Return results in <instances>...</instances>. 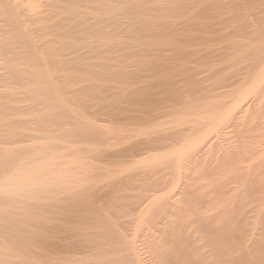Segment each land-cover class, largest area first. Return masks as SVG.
I'll use <instances>...</instances> for the list:
<instances>
[{"label": "rangeland", "instance_id": "obj_1", "mask_svg": "<svg viewBox=\"0 0 264 264\" xmlns=\"http://www.w3.org/2000/svg\"><path fill=\"white\" fill-rule=\"evenodd\" d=\"M0 1V29H2L0 37L3 36L0 39L4 41L0 40V78L2 77V82H0V183L17 173L19 169L53 156H60L63 161H70L74 158L76 161V158L81 160L85 158L86 162L83 160L84 163H93L99 167H104L107 164L109 169L106 168V170H110L109 172L127 167L130 168L126 169L127 173L129 170V173H141L143 170L146 172L148 170L173 169L177 164L178 152H174L173 155L170 153L172 157L176 156L174 158L165 155L166 151L159 152L156 155L157 160L147 161V163L142 161L138 164L134 163V159L131 157L122 160L116 158L115 162L114 158L124 150L123 148H131L136 140L146 139L151 135L158 136L160 133L162 135L176 132V130L196 124V130L193 129V132H190L194 138L195 134L197 135L206 125L204 121L197 122V120L204 114L206 116L219 111L221 103L229 100L230 97L234 98L252 80L254 72L260 69V63L264 60V0H57L60 2L59 4H56V0H54V4L59 7L62 2H67L63 4L64 7L59 10L60 12L51 7L52 14H54L53 12L55 14H50L51 17L58 15V19L52 21L54 24H57L61 19H67L65 25L61 20L60 22L63 24L57 27L59 29L63 25L66 26L65 28L68 30L66 29L65 33L55 27L49 29L43 24L34 22L30 17L32 24H29L31 23L29 20V23H26L28 15L23 10L24 8L18 7L22 9L21 12L18 9V12V10L15 11L16 6L11 4V2L14 3L12 0ZM43 1L49 2V0ZM70 2L73 8H70L71 5H67ZM44 8L49 10L50 7L45 6ZM64 9H68L67 12ZM48 10L45 11L48 12ZM46 12L45 14H48ZM18 13H21L23 17ZM59 13L65 18L59 17ZM50 16L47 17L51 18ZM42 25L45 29L41 28ZM36 28H40L38 29L40 33L36 32ZM43 29L44 31H42ZM61 32L63 34H60ZM66 32L70 34L67 35ZM39 34L40 36L37 37ZM40 45H43L44 50L40 48ZM52 57L54 58L53 62L51 61ZM59 62L60 64H57ZM56 65L60 66L56 68ZM11 66L13 67L11 68ZM237 80L244 83L241 82L238 86L232 87L235 89L227 90H233V93L228 92L227 98H224L225 94L223 93L222 96L219 93L222 89V87L219 89V86L223 85L224 87L226 83L228 86ZM201 85L203 88H200ZM212 95L214 97H211ZM218 96H222L220 97L222 100ZM162 98L163 100L168 99L167 102L162 101ZM138 100L145 104L140 101L136 105ZM154 101L155 103H152ZM161 101L171 104L175 101L174 103L180 109L171 106L174 110L173 113L171 108L169 110L171 117L162 115L149 120L145 113L152 111L151 109L158 105L160 107ZM213 102L217 104L218 108L215 105L214 109ZM140 103L146 106L142 108ZM170 103L168 105H171ZM136 107H140L141 110ZM134 110L140 112L136 113ZM183 110H185L184 113ZM128 111H131L130 114H127ZM141 112L145 114L143 117H141ZM200 112L202 113L200 114ZM135 116L141 118L135 122L137 120ZM229 129L232 128L228 126L224 134L230 133L227 131ZM234 131L232 130V132ZM228 133L227 137L224 134L222 135L224 138L220 137V141L225 137L229 139L222 142L224 148L230 147L228 145L231 144L234 145L238 137L236 131L231 134L233 138L230 134L228 136ZM127 137L131 141L126 142ZM217 143L219 144V140ZM129 144L131 145L129 146ZM124 160L126 162L130 160L133 163L130 164L129 161V165L124 167V164L127 165V163H123ZM235 171H237L236 174L216 175L219 177L217 179L216 176L213 177V181L216 182H209L217 193L220 192L218 194L215 192L219 197H217L218 205L221 204L225 207L220 205L219 209L228 212L230 220L229 216H233V225H231L232 228H235L233 230L234 238L237 241L245 239L243 240L244 250L245 248L248 250V247L251 248L249 251L242 249L239 251L240 253L235 252L232 264H240L239 260L243 259L241 257H245L248 264H264V211H262L264 202L260 201V198L263 197L259 193L258 196H253L254 189L246 188L247 186L240 184L242 176L246 174L245 171L240 169ZM209 173L204 172L203 175H206L203 178L207 177ZM221 175L222 177H220ZM230 176H233L232 183L235 181L234 184H230L232 180ZM207 178L209 179V176ZM202 182V184L208 183L204 180ZM220 187L222 188L220 189ZM231 189L233 191L229 192ZM227 190L229 194H226ZM83 194H87L84 196L87 205L82 201L83 204H80L82 206L76 207L74 212L71 211L73 214L67 210L59 211L58 208L57 211L52 203L46 204L48 206L41 204L37 194H32L31 199L22 198L20 200L0 194V251L22 255L25 260H28L26 264H38L39 261L40 264L41 262L42 264L44 262V264L52 263L53 257H55V252H53L55 249L52 246L54 244L52 240L55 241V227L60 222H57L58 219H64L65 222H71L68 226L75 230H70L75 241L72 238V240H68L70 243H77L78 247L74 244L75 249L77 248L75 251L79 252L78 248L81 246L86 247L89 252L88 255H85L86 257L84 256L83 262L79 261L80 255L74 256L78 255L77 253L70 257L66 254L64 261L65 259L66 262L71 261V264H95L98 257H104L105 259L110 258L109 264L112 263L113 254L119 252L120 249L119 245L114 244L118 238L112 228L109 231V223L104 224V222L100 226L98 225L99 223L96 221L100 217H97L99 214L90 197L91 193L86 189L81 192V195ZM79 198V201L83 200ZM81 198L83 197L81 196ZM242 210L246 211L247 216ZM257 210L259 211L257 212ZM66 211L67 213H65ZM251 213L253 216L250 215ZM259 215L260 217H258ZM237 216L238 219H236ZM250 216L251 218H249ZM245 217H248V220ZM234 224L237 225L234 226ZM51 227L54 229L52 228V230ZM260 232L263 234L260 235ZM107 233L108 235H106ZM68 234L65 232V235ZM98 234L103 236L98 237ZM241 236L245 237L242 239ZM109 244L113 247L110 248ZM102 245L104 246L102 247ZM241 253L243 254L241 255ZM106 254H109L108 257ZM89 258H91L90 262ZM121 260L122 258H118L117 263L125 264L124 260ZM106 261L108 262V259Z\"/></svg>", "mask_w": 264, "mask_h": 264}, {"label": "bare ground", "instance_id": "obj_2", "mask_svg": "<svg viewBox=\"0 0 264 264\" xmlns=\"http://www.w3.org/2000/svg\"><path fill=\"white\" fill-rule=\"evenodd\" d=\"M12 1L15 4L12 2H11V4L16 6L15 11H17L19 9L21 12L22 9H20V8H24L23 10H25V13L28 15V19H26L27 22L25 21L26 23L31 22L29 24H32V21H30L32 19L34 22L39 23V24H43L45 27H47L49 29L54 28V27L57 28V27L61 26L63 24L60 22L61 20L64 22V25L66 23L67 19L63 15L60 16V13H59V17H64L65 19H61L58 22L59 24L58 23L57 24L52 23V21H54L55 19H58V15L51 17L50 14L51 15L55 14V12H53L54 14H52V10H51L52 8L51 7L55 8L59 11L60 9H62L64 7L63 4L64 3L66 4L67 2L61 1L62 4H60V7H59L58 5L56 6V4L60 3L57 0H56V4H54L55 3L54 0L53 1L49 0V2L51 1L52 3L51 2L49 3L47 1L44 2L43 0H12ZM70 1H72V0H70ZM72 3L74 4V2H72ZM67 5H71L70 8H73V5L71 4V2H70V4H67ZM67 5H66V8H67ZM45 6L50 7L49 10H48V8L45 9L44 8ZM18 7H20V8H18ZM19 10H18V12H19ZM43 10L44 11L48 10V12L45 11L48 14H45V12ZM67 10H65V11L67 12ZM4 12H6V11H4ZM18 14L22 15L21 13H18ZM18 14H17V16H19ZM3 15H4V13H3ZM48 15L51 18L47 17ZM22 17H23V15H22ZM10 20H12V19H10ZM28 20H29V22H28ZM20 21H21V19H20ZM1 23H4V22H1ZM8 23H9V20H8ZM11 26H13V25H11ZM39 26H41V25H39ZM44 26L41 28L45 29ZM37 27H38V25H37ZM62 27H60L59 29L64 32L67 28H65L66 26H64L65 29L63 28L64 29L63 30V29H61ZM25 29H27V28H25ZM38 29H40V28H38ZM38 29L36 28V30H37L36 32H39ZM44 29L42 31H44ZM0 30H2V29H0ZM58 30L55 29V31H57V32H58ZM67 32H70V31H67ZM67 32H66V34H67ZM60 34H63V33L61 32ZM66 34H64L65 37H66ZM68 34H70V33H68ZM38 36H40V34L37 35V37ZM2 37L3 36H1L0 38H2ZM0 40H2V42H4L3 39H0ZM40 46H41L40 48L43 47V45H40ZM262 48H263V46H262ZM42 49L44 50V48H42ZM45 49H47V48H45ZM49 51H50V49H49ZM55 51H57V50H55ZM55 51H52V52H55ZM231 51H234V50H231ZM255 51H257V50H255ZM262 51H263V49H262ZM263 53H264V51H263ZM49 54H50V52H49ZM224 54H222V55H224ZM2 55H4V54H2ZM225 55H227V54H225ZM53 57H52V59L50 58L52 62L54 59ZM252 58H254V57H252ZM259 58H260V56H259ZM57 62H58V60H57ZM57 64H60V62ZM13 66H11V68ZM58 66H60V65H58ZM58 66L56 65L55 67L57 68ZM260 66H259L260 69L258 68L259 70L254 72V76L252 77V80L249 79L250 82L247 83L248 85H245L246 87H244L240 92H238V94L236 96L234 95L235 96L234 98H231V97L229 98V95H232V94L228 95L229 100L230 99L231 100L230 101L227 100V101H224L223 103H221L219 105L221 107V109L219 108L220 109L219 111H215V112H213V114H210L208 111L209 115L205 116V114H204L205 117L203 116L202 118L197 120V122L198 121H201V122L204 121V123H206V125H205V127H203L200 130V132L197 135L195 134L194 138L191 136L190 132L191 131L193 132V129H195L196 124H193L194 126L191 125L190 127L181 128L178 131L176 130V132L174 131L172 133H165L162 135H161V133H160V135L157 133L158 136H152L151 135V137L148 135L149 138H146V139L141 138L140 140H136L135 144H133L131 146V148L129 147V149H128V147L126 146L127 149L123 148L124 149V150L122 149L123 151L119 150L120 151L119 154L117 156H115V158H114L115 159L114 162H115L116 158H118V159L121 158L120 160H122L124 158L131 157L132 159H134V163L138 164V163H142V161L143 162L146 161V163H147V161H153L154 159H156V157H157L156 155L159 154V152H163V151L165 152L166 151V154L165 153L164 154L169 156V157L171 155H173L174 152H178L177 158H176L177 164H176L175 168H173V169L165 171V169H164L165 167H164L163 168L164 171L162 169H161L162 171L161 170L157 171L153 168L155 171H153V170L149 171L148 170V171L144 172V170H143V172L141 171V173H138V172L137 173H134V172L129 173L130 172V170H129V172L127 173L126 169L129 168V167H127L126 169L125 168H117V169L114 168L115 169L114 172H109L110 170H106V168H108L106 166L107 164L104 165V167H99V166H97L91 162H89V163H91L92 165L88 164V162H87V164L84 163L85 158L82 160L76 158V161L74 160L75 158L73 160L70 159V161L69 160L63 161L62 160L63 158H60V156H53V157H50L46 160H41V161L39 160L38 162H35L31 166H28L26 168L19 169V171H17V173H15L14 175H12L9 178H7L6 180H4V182L0 183V194L6 195L8 197H14L17 200H20L22 198L31 199L32 194H37L38 198L41 201L40 202L41 204L46 205V204L52 203V205H54V207L56 208L57 211H58V209H59V211L60 210H67L68 212L70 211V213H72V212H74L73 210L76 207L82 206L80 204H83L82 201H84V196L87 194L81 195V192L85 191L87 189L91 193L90 197L92 198L95 209L97 210V212L99 214V215L97 214L98 215L97 217L98 218L100 217V219H101V220L100 219L97 220L96 222L99 223L98 224L99 226H100V224H102L104 222H105L104 224L109 223V225H110L109 231H111V228H112L113 233L118 238V241H116L117 243L115 242L114 244L119 245L120 249L118 250L119 252H116L113 254V256H112L113 261L110 264L117 263L118 258H122V260H124L123 262L125 264H232L234 261V256H235L234 253L235 252L240 253L239 251L243 249V246H244L243 240H245L243 238L245 236L244 237H242L243 235L241 236L243 239L242 241H241L239 235H238V237L240 240L237 241V239L234 238V236H233L234 231L233 230L235 228H232L233 227L232 226L233 225V222H232L233 216H229V217H231V220H230V218H228V212L226 213V212H223L222 210L219 209V206L221 205V204L218 205L219 204L218 203L219 197L216 195V193H217L216 189L214 190V187H212V185L209 184V182H216V181H213V179H214L213 177L216 175L218 176V175L224 174V173H227V174L228 173H231V174L235 173L236 174L237 171H235V170L240 169L242 171H245V173H246V174H244L245 176L243 174H241V175H243L242 176L243 178H241V176L239 174V176L241 178L240 184H242V186H244V185L247 186L246 188L249 187V188H252V190L254 189L257 193L255 194V191H253L254 192L253 196L256 197V195L259 193L260 195H262L261 197H263V198H260V201L264 202L263 201L264 200V60L261 61ZM246 70H244V71H246ZM142 72H144V71H142ZM239 73H241V72H239ZM1 78H0V80H1ZM230 78H231V76H230ZM242 79H244V78H242ZM54 80H56V79H54ZM0 82H2V80ZM241 82H243V81L237 80L236 82H232L231 84H228V86L226 83V85L224 86L225 88L223 87V85H221V83H219L221 85V86H219V89H220V87H222V89H223V90L220 89L219 93L222 96L224 93L225 94L224 98H225L227 96L228 92L231 93L233 91V90H230V91H227V90H229L230 88L235 89L232 87L238 86ZM242 86H244V85H242ZM201 87L203 88V85H201L200 88ZM216 87H217V85H216ZM207 88H209V87H207ZM216 89H217L216 91H218V88H216ZM237 90L238 89L236 88V91ZM191 91H192V89H191ZM212 92H214V91L212 90ZM220 94H218V95H220ZM168 95H170V94H168ZM188 95H189V93H188ZM11 96H12V94H11ZM222 96H220V97H222ZM211 97H214V96L212 95ZM220 97H219V99H220ZM250 98H252V99H250ZM138 99H139V97H138ZM170 99H171V97H170ZM205 99H207V98H205ZM13 100H15V99H13ZM141 100H138V102H136V105ZM164 100H165V102H167L168 99L167 100L164 99ZM164 100L162 98V101H164ZM220 100H222V99H220ZM155 101H156V99H155ZM155 101L152 103H155ZM162 101H161V103L159 102L161 104L160 107H159V105L158 106L156 105L157 107H155L154 109H151L152 111H148L145 113L148 116L149 120L151 118L156 119L157 117H160L162 115L169 117L171 114L169 112L171 106H173L174 108L178 107V105L176 103H174L175 101L174 102L171 101V102H172V104L174 103V105L176 104V106L172 105L170 102L169 103L171 105H168L169 103H165V102H163L164 103L163 104ZM182 103H185V102H182ZM198 103H199V101H198ZM213 103H214V109H215V105L217 106V104H215V102H213ZM142 104H145V103L142 102ZM180 104H181V101H180ZM205 104H206V102H205ZM195 105H197V104L195 103ZM6 106H7V104H6ZM143 106H146V105H142L141 107L143 108ZM152 106H153V104H152ZM181 106H183V105H181ZM158 107H159V109H158ZM173 107L171 108L172 113L174 111V110H172ZM184 108H181V109H184ZM187 108H188V106H187ZM190 108H192V107H190ZM217 108H218V106H217ZM6 109H7V107H6ZM137 109H140V107ZM178 109H180V107H178ZM146 110H147V108H146ZM207 110H208V108H207ZM200 111H202V110H200ZM130 112L127 114H130ZM135 112L139 113L140 111L139 112L135 111ZM184 112H185V110H183V113ZM141 113L140 114L142 116L141 115L140 116L143 117L145 114H144V112H141ZM183 113H181V114H183ZM201 113L202 112H200V114ZM194 114H195V112H194ZM183 116H184V114H183ZM196 116H198V115H196ZM199 116H202V115H199ZM141 117H139V116L136 117L137 120L135 122H137L139 120V118H141ZM187 117H188V114H187ZM162 118H164V117H162ZM172 118H174V117L172 116ZM166 119H169V118L166 117ZM133 120H134V118H133ZM174 120H175V118H174ZM185 120H188V119L185 118ZM130 121H132V120H130ZM153 122H154V120H153ZM162 122H163V120H162ZM167 122H169V121H167ZM183 122H185V121H183ZM197 122H195V123H197ZM124 123H125V121H124ZM147 123H148V121H147ZM163 123L165 124V122H163ZM186 123H188V122H186ZM174 126L177 127V125H174ZM228 126H229V128H232L231 130L230 129L227 130V131H230V133H228L226 131L228 133V136H229V134L231 135V134L235 133V131H236V133H237L236 135L238 136L237 137L238 140L236 139L237 142L235 141V144L233 142L234 145L231 144V145H228L230 147L224 148V144L222 142L224 140H225V142H226V140H229V139H226L227 133L224 134L225 129L228 128ZM232 130H235V131L232 132ZM223 134L226 137H225V139H221V141H220V137ZM190 136L192 139L190 138ZM231 137L233 138L232 135H231ZM127 138H128L127 140H125L123 138L122 139L125 140L126 142L131 141L129 139V137H127ZM218 140H219V144L223 145V146H220L217 143ZM233 140H231V141H233ZM125 141H123L124 144H125ZM130 145L131 144H129V146ZM170 153H172V154L170 155ZM174 157H176V156L174 155L172 158H174ZM109 159H110V157H109ZM132 159H130V160H132ZM167 159H169V158H167ZM159 160H160V158H159ZM110 161H111V159H110ZM124 161L125 162H123V163H127V165L124 164V167L128 166L129 161H127V162H126V160H124ZM111 162H113V161H111ZM117 162H119V161L117 160ZM121 162H120V164H122ZM131 162L133 163V161H130V164H131ZM166 169H168V168H166ZM204 172H210L208 175L209 179L207 178L208 176L203 178L206 175V174L203 175ZM217 176H216V179L219 178ZM220 177H222V175ZM203 180L205 182L208 181V183L202 184ZM232 181H233V178H232L230 184H234L235 181L233 183H232ZM149 183H151V184H149ZM237 183H239V182H237ZM147 185H148V187H147ZM223 185H224V182H223ZM242 186H241V188H242ZM218 187H219V185H218ZM228 187H230V186H228ZM234 187L236 189V186H234ZM221 188L222 187H220V189ZM224 188H226V187H224ZM247 190H249V189H247ZM223 191H226V190H223ZM231 191H233V190L232 189L229 190V192H231ZM218 193H220V192H218ZM243 193H244V190H243ZM78 194H80V196H78ZM226 194H229L228 190H227ZM81 196L83 198H81ZM234 196H236V195H234ZM78 198L83 199V200L79 201ZM242 198H241V201H242ZM89 199L90 198L88 197V200ZM75 200H78V201H75ZM231 201H233V200H231ZM257 201H259V200H257ZM84 202L86 203V201H84ZM222 203H226V202H222ZM230 204H232V203H230ZM86 205H87V203H86ZM248 205H250V204H248ZM46 206H48V205H46ZM253 206H255V205H253ZM222 207H225V206L223 205ZM222 207H220V208L223 209ZM229 207H232V206H229ZM67 211L65 213H67ZM247 211H250V210H247ZM258 211L259 210H257V212ZM262 211H264V210H262ZM255 212H256V210H255ZM63 215H65V214H63ZM250 215H252V213ZM246 216H247V214H246ZM62 217H64V216H62ZM255 217H257V216H255ZM258 217H260V215ZM246 218L248 220V217H245V219ZM249 218H251V216ZM236 219H238V216L236 217ZM247 220H244V221L247 222ZM58 221H60V222H58ZM230 221H231V223H230ZM57 222H58V224H56V227H55L56 232L54 231L55 232V235H54L55 241L51 239L54 242V244H52V246L55 249V251H53V252H55L54 253L55 257H53L54 263L53 262L49 263V261L51 259L48 261V263L49 264H59L61 262H63V263L65 262V263L69 264L71 261L66 262V259L64 261V258H65L64 256L67 254V256L70 257L71 255L73 256V254H75V253H77L78 255L75 254L74 256L78 257L80 255L81 257L79 258V261L83 262L84 258L86 257L85 255H88L89 252L86 250V247L83 248L81 246L78 248L79 252H76L77 248L75 249V245L77 243L76 244L74 243L75 244L74 245L73 243H70L68 241L73 236V235H71L72 231L70 232V230L72 228L71 227L69 228L71 222H69V221L65 222L64 219H62V220L58 219ZM68 224H69V226H68ZM242 224H240V225H242ZM235 225H237V224H234V226ZM101 227H102V225H101ZM52 228L53 227H51V229ZM263 228H264V226H263ZM72 230H74V229H72ZM54 232H52V233L54 234ZM65 232L69 233V234L65 235ZM241 232H242V230H241ZM262 234L263 233H261L260 235H262ZM106 235H108V233ZM102 236L99 235L98 237H102ZM263 236H261V237H263ZM248 238H246V239H248ZM73 240L75 241V239H73ZM112 240H113V238H112ZM248 240H250V239H248ZM53 242H51V243H53ZM249 242L251 243V241H249ZM105 244H106V242H105ZM100 245H101V243H100ZM109 245H110L109 246L110 248L113 247V246L111 247V244H109ZM103 246L104 245H102V247ZM253 246H254V244H253ZM261 246H262V244H261ZM76 247H78V246L76 245ZM250 247H252V246H250ZM250 249L248 247V250L246 248H245V250L244 249L243 250L249 251ZM108 250H107V252H108ZM43 253H44V250H43ZM50 254H53V253H50ZM242 254L243 253H241V255ZM108 255L106 254L107 257H108ZM103 256H105V255H103ZM96 258H97V256H96ZM241 258H243V259H241V260L238 259L240 261L239 262L240 264H245L246 262L248 264V261L245 260V257H241ZM71 259H72V257H71ZM90 259L91 258H89V262H90ZM107 259H108V262L106 261ZM109 259L110 258L105 259L104 257H101V258L98 257V261L95 264H109ZM68 260H70V258H68ZM115 260H117V261H115ZM244 260L246 261L245 263L243 262ZM26 261H28V260L27 259L25 260L22 255L6 253V252L0 251V264H26ZM87 261H88V259H87ZM119 263H120V261H119ZM32 264H34V263H32ZM38 264H40V261L38 262ZM41 264H42V262H41ZM46 264H47V262H46Z\"/></svg>", "mask_w": 264, "mask_h": 264}]
</instances>
